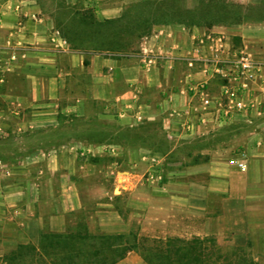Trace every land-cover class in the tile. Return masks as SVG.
I'll return each instance as SVG.
<instances>
[{
    "label": "crops",
    "instance_id": "0c3cea01",
    "mask_svg": "<svg viewBox=\"0 0 264 264\" xmlns=\"http://www.w3.org/2000/svg\"><path fill=\"white\" fill-rule=\"evenodd\" d=\"M139 1L0 0V219L22 212L20 204L35 214L42 199L57 193L64 212L82 206L81 185L100 176L97 157L107 155L116 159L106 172L115 175L114 194L130 190L139 215L202 218L203 236L229 234L236 245L250 244L254 231L256 264L264 260V91L255 92L248 111L220 122L214 102L224 82L212 59L217 50L226 56L248 49L264 60V0L250 1L257 11L252 24H157L134 52L64 43V15L93 10L103 21ZM250 36L254 50L245 39ZM200 82L204 92L193 90ZM99 120L157 126L170 151L189 148L178 163L186 166L162 181L118 171V147L78 136L76 121L91 127ZM162 157L139 146L136 158L149 170ZM232 157L247 167L237 169ZM50 220L64 228V214Z\"/></svg>",
    "mask_w": 264,
    "mask_h": 264
},
{
    "label": "rangeland",
    "instance_id": "374dc122",
    "mask_svg": "<svg viewBox=\"0 0 264 264\" xmlns=\"http://www.w3.org/2000/svg\"><path fill=\"white\" fill-rule=\"evenodd\" d=\"M197 1L190 0V3ZM202 1L217 6L222 0ZM223 1L232 15L246 14L243 24H252L257 11L251 0ZM64 16L67 26L78 23V15L69 13ZM77 29L82 36H88L85 40L87 44L95 41L91 31ZM137 33L138 29L133 30V36L122 35L119 38L123 43L135 40L134 50L138 47ZM245 39L254 50V36ZM108 48L118 47L114 45ZM75 123L80 124V138L118 147V171L147 173L149 166L136 158L139 146H150L158 154L164 155L165 158L161 160L166 175L178 166H186L178 163L185 161L183 155L189 148L170 151V145L155 125L131 128L120 126L117 121L110 123L102 120L91 127L84 126V122ZM97 158L101 159L103 172L93 180L82 183V206L64 212L65 206L57 193L54 198L42 199L35 214H32L30 207L20 204L22 212L0 219V264H254V231L249 233L250 244L236 245L229 234L219 236L215 231L203 236L201 230L205 223L202 218L191 222L186 214L181 213L164 215L165 220L162 214L157 213H150L145 218L138 214L137 199L130 194V190H125L127 192L119 196H116L120 193L116 190L114 194V189L118 188L115 175H107L106 172L116 159L107 155ZM130 159H136L132 166L126 163ZM123 175L120 174V177ZM58 213L64 214V228L61 231L55 229L52 226L54 222L50 220L52 215ZM156 216L159 218L155 220ZM210 226L214 228L213 222ZM42 232L47 235L63 233L66 238L52 235L42 239ZM255 248L260 250V247ZM256 264H264V260Z\"/></svg>",
    "mask_w": 264,
    "mask_h": 264
},
{
    "label": "trees",
    "instance_id": "16d2710c",
    "mask_svg": "<svg viewBox=\"0 0 264 264\" xmlns=\"http://www.w3.org/2000/svg\"><path fill=\"white\" fill-rule=\"evenodd\" d=\"M229 6L222 0L219 5L211 6L198 0L195 6H189L188 0H141L127 6L123 14L117 18L100 21L96 19L93 10L78 15L79 20L75 26H67L64 21L61 26L62 34L71 45L77 48L91 47L106 49L113 52H134L135 40L122 42V35L133 36V30L138 29L135 37L141 39L150 33L151 28L157 24L184 23V24H207L214 23H239L246 19L245 13L231 14ZM132 9V10H131ZM77 28L91 31L95 41L87 44L88 36H82ZM108 45L107 47L105 45ZM116 45L118 48H108ZM136 46V47H137ZM121 50V51H118ZM66 238L63 233L42 232L41 238L49 236Z\"/></svg>",
    "mask_w": 264,
    "mask_h": 264
},
{
    "label": "built area",
    "instance_id": "2783aa9c",
    "mask_svg": "<svg viewBox=\"0 0 264 264\" xmlns=\"http://www.w3.org/2000/svg\"><path fill=\"white\" fill-rule=\"evenodd\" d=\"M64 43L68 41L63 39ZM214 55L212 63L215 67V73L219 74L223 79L221 94L214 102L215 111L218 120L224 121L230 119L234 113L240 111H248L253 104L251 98L258 90L264 91V60L256 58L248 49H241L233 54L226 56L219 54ZM190 66L193 62L189 63ZM205 83L200 82L193 85V90L204 92ZM205 102L209 104L210 98H206ZM138 121L142 117L135 115ZM229 163L237 169L243 170L247 167V162L232 157ZM147 178L162 181L165 176L163 162L154 159L152 167L146 173Z\"/></svg>",
    "mask_w": 264,
    "mask_h": 264
}]
</instances>
